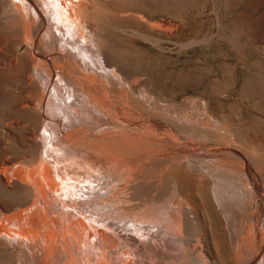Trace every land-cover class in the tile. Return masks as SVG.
Masks as SVG:
<instances>
[{
	"label": "rangeland",
	"instance_id": "obj_1",
	"mask_svg": "<svg viewBox=\"0 0 264 264\" xmlns=\"http://www.w3.org/2000/svg\"><path fill=\"white\" fill-rule=\"evenodd\" d=\"M5 1L7 3H4ZM5 1L0 0V60H2L0 61V165L2 163V160H4L7 155L11 156L12 154V156L14 157L13 159H10L11 163L9 164V168H11L12 170L9 169L11 172L9 170L7 172V177L9 178V180L11 179V184L7 183V186L5 183L3 184L2 182H0V209L2 208L4 210L3 212H1L2 209L0 210V224L3 223L6 226L5 229H7V231H12V229L15 230V228L13 225L10 226L9 224H11L13 220L15 221L16 219V221L22 220L25 223H32V219L35 220L34 215H36L38 212H44L43 214L51 219H59V226L57 230H77L80 238H83L91 246L96 242V232L94 233V230H144L142 229L144 227L142 221H140L138 218L133 219L135 218L133 217V215L136 213V209L134 208L135 205V207H138L139 209L145 207L144 209L151 211L156 216L160 213L158 215L159 218L163 216L164 219L169 214H171L173 217L175 215V218H177L176 215L180 216V213L177 210H179L180 207H185V205L183 206L185 200H190L189 202H187L188 204H191L189 205V214L190 217L193 216L194 218L189 217L190 223L188 224V228L192 227L190 232L192 233V236H190L188 239H191L193 235H197L199 233L201 235L199 234L197 236L203 238V242L201 243V246L203 248L201 247V249L197 250L198 252L196 251V256L198 255L196 258L198 259V261L206 264H244L247 258L251 257L255 253H258L259 258L253 264H258L259 262L264 261V191H261L264 189V0H83L84 2L81 0H70V2L69 0H39L38 2V0H36L37 5L34 4L32 0H28V2H31L30 4L26 2L27 0H20V2L19 0ZM15 1H17V4L20 3L19 7H17L18 5ZM10 2H12V4ZM66 2H69V5L71 3L72 5L74 4V7L72 5H70L71 7L68 6ZM52 4L54 5L52 6ZM92 4H94V8L91 6ZM34 5L37 9L34 8ZM59 6L61 10L59 9ZM62 6H64V8L66 7V10L70 7L71 10L69 9V13L67 11H63ZM75 6L77 7V9L85 8L87 15L79 17L78 13H76L77 11L75 10ZM15 7H21L22 9L17 10V8ZM40 8H42V11L39 10ZM57 9L62 12L60 14H62L63 17H61L62 15L59 16L60 14H57L59 13V11H56ZM21 10H25V12L23 11L24 13H22ZM12 12L15 13L12 14ZM19 13H21L22 15ZM95 13H97V15L94 16ZM9 14L12 15L9 16ZM68 14H71L69 15L71 17L73 15H76L75 18L78 17L79 19H76L77 22H74L76 20H72L68 16ZM31 16H33L34 20H32ZM22 18H27L28 20L26 19L25 22ZM42 18L45 20L46 24L48 23V26L45 25V28L40 34V37H42V40H40V42L44 39V42H42L41 45L43 46V48L47 47L44 48V55H42L43 53L36 49V46L34 45V42L32 40L33 35L30 34V32L32 33L31 25L36 24ZM78 20H81L82 22L80 21V23ZM91 21H93L94 23H91ZM31 22L34 23L31 24ZM26 24H28V26L30 27L29 32H27L28 26H26ZM88 24L92 26L94 25L95 27H92ZM73 25H75L76 28L72 27ZM25 28L27 30H25ZM26 34H29L30 36H26ZM76 36L78 38L79 36L80 38H82L78 39ZM26 38H28L29 42L28 47L26 46L27 43H25L27 42V40H25V42L23 40ZM16 39L18 40V43ZM10 40L11 42H13L12 44L9 42ZM78 40H80V43L78 42ZM20 42L23 43L20 44ZM16 43L17 45H15ZM58 43L60 46L58 45ZM84 43L86 46L84 45ZM31 44H33L32 46H34V50H31V48H29ZM83 45L85 47H83ZM52 46L54 50L56 49L57 51H54L53 48H51ZM11 47L13 50L11 49ZM53 51L56 52V54H52L51 52ZM68 51L69 54H67ZM25 52H28V56L29 54H32V56L34 54L36 57L37 55L39 56V54L41 56L39 57V59H35L36 57L34 56L33 58L32 56H29V59V57L26 56ZM17 55H19V58L17 57ZM58 56L61 57L58 58ZM67 57L69 58L67 59ZM82 57L84 60L82 59ZM12 59H15L14 61L16 62H11L13 61ZM20 59H22L23 62ZM63 60L64 62L68 60L67 63L70 65V67H74L73 69L80 76H82V78L80 76L77 77L76 74H73L69 70L67 71L66 64L63 62ZM5 61H7V64L5 63ZM37 61L40 62L39 65L37 64ZM43 61H45V64H47L48 66L45 67ZM60 61L61 64H59ZM72 61L74 63H72ZM8 62H11L10 65L8 64ZM16 63H18V65ZM115 64L119 65L118 68ZM37 65L40 71L43 69L42 72H44V74L40 75L38 73ZM43 65L45 68H49L45 69ZM55 65L57 66L55 67ZM58 65L62 68H58ZM77 65L78 68H76ZM111 65H113V68H111ZM5 66L7 67L5 68ZM34 66H36V69ZM81 66L84 68V71H78L79 68H82ZM33 67L34 69H32ZM50 67L54 68V74L51 79H47L48 74L46 73L49 72ZM113 69L115 71L111 72ZM35 71L37 72L39 77L34 76ZM90 71L92 72L91 74H89ZM122 72L124 73L125 78ZM113 73L115 74L114 76ZM116 74L120 75L121 77L119 76V78L118 76H116ZM97 75L100 78L96 80V78L98 77ZM63 76L69 79V81H66L67 79H63ZM55 77L58 79L59 84H57L58 82ZM39 78H41V81L43 80L42 83H44L46 86L44 84H40ZM71 78L74 79L72 80ZM89 79H94V81H87ZM140 79L142 82L138 84ZM32 80H36L37 82H35L38 86L34 84V81L31 82ZM75 80L77 83L75 82ZM99 80L100 83L98 82ZM117 80H119L118 82L120 84H118ZM129 80H131V83L134 80L133 82L138 85L135 86L134 83H129ZM50 81H52L53 83H50ZM68 82L70 83V86ZM80 82H84V85ZM60 83L62 85L65 83V86H61ZM142 83L143 85L145 84L148 87V90L145 89L143 85V87L140 86ZM47 84H50L48 85L49 87L47 86ZM37 87L40 92L37 90ZM88 87H92V89ZM94 87L96 88V90H98L97 92H95L96 90L94 89ZM138 87H141L140 89L143 90H140ZM63 88H66L67 91H65L66 89L62 90ZM72 88H74V90H72ZM46 89L48 93L46 92ZM82 89L89 91H82ZM93 89L95 91H93ZM136 89H139V93L136 92ZM130 90H132L133 93ZM42 91L43 93H41ZM50 91L51 93H49ZM63 91L65 93H63ZM104 91L106 92V94L108 93L106 96H104ZM114 92H117V94H115ZM97 93L101 95L99 96ZM111 93H113L115 96H113V94ZM119 93H122L120 95L121 97L118 96ZM41 94H44L45 96V100L42 106L38 104V98ZM26 95L28 97H26ZM91 95H98V98L104 97V100L100 98L102 102L96 101L97 103H94L93 101L95 100L92 99ZM29 96L30 98L31 96L33 98L30 99ZM34 96L37 101L34 100ZM49 96H52L50 97V101H48ZM58 96L59 98H57ZM125 96L129 98H123ZM62 97L64 99H66L67 97L68 99L63 100ZM107 97L108 100L106 99V102L109 101L110 105L108 103H105V98ZM85 99H87V101ZM88 99L91 100L89 101L90 103L88 102ZM121 99L122 101H120ZM123 99H125L127 102L125 100L123 102ZM29 100L30 102H28ZM32 100L36 104H34ZM82 100H84V103L82 102ZM23 102H25L26 105H24ZM70 102L73 104H71ZM130 102L132 103V105H130ZM47 103L50 105L48 106V108H46L48 105ZM64 103H68V105H65ZM81 103L83 105H81ZM100 103L105 109L101 107ZM28 104L30 105L28 107L37 105L38 111L40 112L33 111L31 109L29 110V108L27 109ZM20 105H22L23 108L20 107ZM43 106L45 107V109ZM82 106L86 108L85 111ZM39 107L42 110H39ZM88 107L93 109L88 110ZM137 107L138 109H136ZM98 108L100 111L105 110L106 112L108 110V113H104V111L102 113V111L100 112ZM47 109H50V111ZM80 109L83 110L84 113L88 116L80 111ZM110 109H113V111L110 112ZM44 110H46V112ZM54 110L55 113H57L55 115L53 114ZM128 110H131L130 113ZM74 111L76 112L74 113ZM49 112H51V115H49ZM80 112H82L83 114ZM89 112H91L92 115L91 113L89 114ZM40 114L44 119L41 120L42 117ZM48 116H50L51 118ZM65 116L67 119L65 118ZM83 116L88 118H84L86 120H83ZM111 116H113L114 119ZM70 117L71 119L76 118L73 123V120H71ZM120 117H122L123 119H120ZM78 118L82 119V122L78 120ZM117 119L119 121H117ZM111 120H114L115 123H113L114 121L112 122ZM120 120H122V124H120ZM127 120L130 122L128 123ZM11 123H14V125ZM47 123H49L48 126L44 125ZM8 124L11 125L9 126ZM62 124L63 126H61ZM12 125L14 127H12ZM102 125L106 126L103 127ZM67 126L70 128H68ZM82 127H84L85 130L82 129ZM110 128L117 129V132H115L113 129L112 131ZM5 129L7 132L5 131ZM75 129L79 132H76ZM108 129L111 130L109 134L108 132H105L108 131ZM100 130L102 132V135H113L112 137L115 136L116 138L114 137L115 139L112 142L118 144L120 148L118 147V145L112 147L106 145L98 137H95L96 135H101ZM118 130L120 131L118 132ZM121 130H123V134ZM135 130H137L140 135H136L134 137L133 134H138V132H136ZM141 130H145V132L143 133V131ZM45 131L50 134H45ZM8 133L10 136L8 135ZM90 134L93 135L91 136ZM155 134H159L162 136H160V138ZM34 135L38 137L41 143L43 142V145L40 143L35 144L33 140ZM45 135L47 137H45ZM70 135H72L74 139ZM43 136L46 139L52 136L51 139L48 140H50L51 144L53 142V145L57 147L54 148V146L51 145L48 140V143L45 144L44 140L46 139ZM139 136L141 137L137 138ZM163 136H165L166 139ZM68 137H70V139ZM143 137L144 139L148 138L149 141L147 142L148 139L143 141ZM71 138L74 141L71 140ZM125 138L127 139V141ZM129 138L134 143H130L131 140ZM92 139H94V141ZM134 140H137L136 144ZM65 142H67V144H65ZM58 143L61 144L59 145ZM62 143L66 146L69 143L72 148L69 146H65L64 149V145ZM181 143L184 144L182 145ZM138 145L141 147H139ZM46 146L48 147V149L46 148ZM50 148L51 150H53L51 151ZM78 149L80 152L82 151V154L77 152ZM73 150L75 151L73 152ZM157 150L159 152L161 151L160 153L162 154H160ZM54 151L56 153H54ZM88 151L90 152L88 153ZM233 151L236 153H234ZM3 152L5 153L3 154ZM44 152H46V154H49L50 152V155L53 152L52 154H54L55 158L53 156V159L50 158V155L47 156ZM75 152H77L79 155H77V153ZM40 153H43L42 156L44 155L43 157L41 156V158L38 157V154ZM84 153L86 155H84ZM27 154L34 155L36 163H26L25 161H21L18 159H22ZM55 154L59 155L60 158H57ZM82 155H84V159L81 157ZM8 156L7 159L12 157ZM128 156L130 158H128ZM160 156L162 157V161L163 159H169V162H173H170V164L169 162H166V160L162 162L160 159L158 160V158H161ZM37 157L42 161H40ZM125 157L128 161L125 160ZM43 158L45 162L43 161ZM66 158H68L69 161ZM85 158L89 162H86L87 165H85L86 163H83L84 160H86ZM88 158L90 159V161ZM179 159L182 161H179ZM50 160L52 162H50ZM53 160L57 162L61 161V163H58L59 165H57V162H54ZM79 160V164H81V162L83 163L81 164V166L78 164ZM65 161L68 163H65ZM91 161L93 164H90ZM156 161L158 163H162V165L157 164ZM19 162L21 164H19ZM39 162H42L43 165L45 163L48 167L53 169L55 176L54 179L56 178L54 180L55 182H52L54 184H52V187L50 189L53 195L47 197L48 199L45 198L43 202L44 206L42 205V207L38 206L37 204L39 201H43V196H41L37 189V191L35 192V188H37L38 184L37 179L38 177H41V167L43 166L42 164L41 167L38 166ZM100 162L102 163L101 165ZM12 163H16L15 165L17 167L15 165H12ZM61 164L64 167L68 166V168L65 169H67V171H71L66 173L65 171L63 172L64 167L61 166ZM138 164H141L142 166L140 165V167H138ZM149 164H152L151 168L149 167ZM36 165L38 167H36ZM165 165L168 168H165ZM33 166H35L36 168L34 169ZM78 166H80L83 171H81ZM13 167L17 168L16 172L15 170H13ZM62 167L63 169L60 170V168ZM72 167L74 168V170ZM136 167L137 169L133 171ZM148 167L150 171L146 172V170H148ZM161 167L164 168L162 169ZM90 168H93L91 169V171L93 170L92 173L90 171L88 173L84 171L87 169L90 170ZM128 168L129 170L131 168L132 172L129 171ZM75 169L78 171H76ZM142 169H144L145 172ZM159 169L161 170V172ZM18 170H20V178H17L15 176V173H17ZM59 170L61 173L63 172L64 175L61 174ZM153 170L154 173H152ZM100 172H102L101 175H99ZM69 173L73 175H70ZM139 173L142 174L139 175ZM10 174L12 175V178L9 176ZM107 174H109L110 176ZM128 174L131 175L128 176ZM26 175L27 177H25ZM138 175L141 176L140 178L142 179H136ZM35 176L37 178L34 181ZM73 176H78L79 178H73ZM21 177H23V180H20L22 179ZM91 177H94V180L97 179V181H90L89 179H93ZM148 177L150 178V181ZM16 178L19 181L17 185L15 183L17 181L15 180ZM153 178L155 182H153ZM67 180L69 181L70 185H74L73 188L69 187L70 185H67ZM131 180L134 182L132 183ZM24 181H26V183H24ZM135 181L136 185L134 184ZM141 181H144V183ZM20 182L23 184H21ZM56 182L57 184L55 185ZM138 182H140L142 185H137ZM168 182L173 184H169ZM29 183L32 184H30L32 187L29 185ZM168 184L169 186L166 187ZM22 185L27 188L28 186H30L31 190L29 187L25 191V187L23 188ZM53 185L56 186V188L53 187ZM19 186L21 188H19ZM109 186L113 187L114 189L110 188ZM130 186H135L137 192L136 190L133 192L131 190L132 187L130 188ZM128 187L130 189H128ZM259 187H261V189ZM13 188L17 189L14 190ZM81 188L83 192L81 191ZM9 189H11V191ZM20 189L24 190L23 193ZM257 189L258 191H256ZM114 190L116 192L118 191L119 193H116ZM121 191H123L124 194L120 193ZM138 191L140 194L138 193ZM88 192L93 195H90ZM94 192H99L98 195L100 196H96ZM105 192H112L115 194L112 195L110 193L112 196L111 197L109 193L106 194ZM135 193H137V195H135ZM86 194H88V196ZM121 194L122 196L124 195V199L119 198L121 197ZM125 194H129L128 199H130V194H134L133 196H131V198H135L136 196L137 199V196L139 197V195L141 197H144L142 200H139V197V201L136 199L134 200L137 204L140 203V205L144 204L146 206H137V204H134L135 201H132L133 199H130L129 201L127 197H125ZM38 195H40L39 198H37ZM116 195L118 196L116 197ZM153 195L155 196L153 197ZM32 197L34 198L33 200ZM155 198H157V200L160 199V201H155ZM176 198H178V200ZM109 199L111 200L109 201ZM153 199L155 203L152 202ZM131 201L134 203L132 204ZM101 202H103L104 204ZM176 202L177 204L179 202V204H175ZM109 203L116 204V207L113 206V204ZM128 203L130 205V207L128 208L131 209L133 207V210H129L128 208L126 210L125 206H129ZM145 203H149V205ZM187 203L186 205H188ZM118 205H121L122 207ZM20 206H23V208L26 209H22V207ZM117 206L119 207V209ZM191 206H193V208ZM7 207L13 210V212L11 210L9 211ZM43 207H47V209H42ZM60 208L62 210H59ZM120 208L123 209L120 210ZM174 208H177V210H175ZM15 210L16 212H19L14 214ZM157 210L162 211L158 212ZM169 210L171 212L173 211L174 213H169ZM164 211L169 212H167L168 214L166 213V215H163L162 212ZM11 212L13 214L10 216L9 214H11ZM52 212L56 213V215H52ZM133 212L134 214L131 216ZM122 213H126L127 215L124 214V217ZM7 214L9 216H7ZM14 215L15 217H13ZM70 216H72V218H74L75 220L80 218L84 221L79 219V221L74 223L72 222V224V218H70ZM31 217L32 219L29 220V218ZM5 218L6 221L3 222ZM166 218L168 219L169 217L167 216ZM160 219L161 221L165 222V219ZM169 219V221L174 220L171 218ZM177 219H179V217ZM138 220L140 222H138ZM168 220L167 222H169ZM81 222L84 223L81 224ZM101 222H104L106 224L112 223L118 225L119 228H107L104 226H100L99 223ZM91 223L94 224H92L91 226ZM198 225L201 228L199 227L198 229ZM195 226H197L196 229L199 230L198 232L194 228ZM93 227H97V229H94ZM152 230H155V228H152ZM249 230L252 231L249 232ZM202 232L205 236L202 235ZM246 232L251 233V235L248 233L249 236H247L248 234ZM206 234L208 236H206ZM261 234H263V236H261ZM4 235H1V237H5L4 241L6 242H0V251L3 252L0 253V264H23V262H25V264H31L32 261H29V259H31L29 252L26 249L17 246L16 239L13 238V240L11 238L12 240L9 241L10 237L8 236V234ZM7 237H9V240H7ZM207 239L209 242L207 241ZM242 242L247 247V252H245L244 249H241L243 248L241 246ZM12 244H14L15 246H12ZM255 248L257 251H255ZM22 249L24 250L23 253H21ZM209 250L211 251V253ZM241 250L243 251L241 252ZM26 251L29 255L25 254ZM12 252L14 253V255ZM200 252L203 254V256L202 254H200ZM204 255L206 256L204 257ZM28 256L30 257L29 259ZM21 258L22 260L27 259V262L26 260H19ZM213 259L217 263H215Z\"/></svg>",
	"mask_w": 264,
	"mask_h": 264
},
{
	"label": "bare ground",
	"instance_id": "obj_2",
	"mask_svg": "<svg viewBox=\"0 0 264 264\" xmlns=\"http://www.w3.org/2000/svg\"><path fill=\"white\" fill-rule=\"evenodd\" d=\"M5 1V0H4ZM18 1V0H17ZM17 1H15L16 2V4H17ZM50 1V0H49ZM55 1V0H54ZM54 1H53V3H54ZM60 1V0H59ZM81 1H83V0H81ZM81 1H80V3H81ZM88 1V0H87ZM19 2H20V0H19ZM26 2H28V0L26 1ZM32 2L34 3V4H36L37 5V3H36V0H32ZM38 2H39V0H38ZM69 2H70V0H69ZM68 2V3H69ZM84 2V1H83ZM4 3H7L6 1L4 2ZM11 4H12V2H10ZM9 3V4H10ZM29 4L31 3V2H28ZM67 3V2H66ZM67 3V4H68ZM77 3V2H76ZM86 3H88V2H86ZM19 4L20 3H18L17 5V7H19ZM45 4V3H44ZM50 4H51V2H50ZM23 5V4H22ZM39 5V4H38ZM48 5H49V3H48ZM54 4H52V6H53ZM60 5V4H59ZM70 5H72V3L70 4ZM69 4H68V6H70ZM74 5V4H73ZM72 5V6H73ZM86 5V4H85ZM85 5H84V7H85ZM93 5L94 4H92L91 6L93 7ZM27 6V5H26ZM33 6V5H32ZM35 6V5H34ZM40 6H41V3H40ZM58 6V5H57ZM17 7H15V8H17ZM43 7V6H42ZM63 8V11H67L68 13H69V9H70V7H69V9L67 8V10H66V7L64 8V6H62ZM74 7V6H73ZM89 7H90V4H89ZM2 8V7H1ZM14 8V9H15ZM34 8H36V6L34 7ZM38 8H39V6H38ZM55 8V7H54ZM75 10L77 11H75L76 13H78V15H79V17H82V16H84V15H87L86 14V9L85 8H79V9H77V7L75 6ZM94 8V7H93ZM96 8V7H95ZM18 9H22L21 7L20 8H17V10ZM32 9V8H31ZM37 9V8H36ZM42 8H40L39 10L40 11H42L41 10ZM59 9H60V6H59ZM65 9V10H64ZM91 9V8H90ZM8 10V9H7ZM16 10V9H15ZM14 10V11H15ZM46 10V9H45ZM61 10V9H60ZM60 10H56L57 12L59 11V13H57V14H60V13H62ZM71 10V9H70ZM98 10H99V8H98ZM24 12H25V10H23ZM22 10H21V12L22 13H24ZM33 11V10H32ZM39 11V12H40ZM51 11H53V10H51ZM56 11H55V14H56ZM73 11V10H72ZM92 11H93V9H92ZM95 11V10H94ZM20 12V11H19ZM38 12V11H37ZM43 12H44V10H43ZM46 12V11H45ZM96 12V11H95ZM100 12V11H99ZM11 13V12H10ZM13 13H15V12H12V14ZM35 13V12H34ZM73 13V12H72ZM94 13V12H93ZM12 14H9V16L10 15H12ZM17 14V13H16ZM15 14V15H16ZM19 14H21V13H19ZM44 14V13H43ZM75 14V13H74ZM22 15V14H21ZM41 15V14H40ZM62 14H60L59 16H61ZM69 15H71V14H68V16ZM95 15H97V13H95L94 14V16ZM14 16V15H13ZM23 16H26V15H23ZM34 16V15H33ZM33 16H31L32 17V20H34L33 19ZM46 16H47V14H46ZM76 16V15H75ZM75 16L73 15L72 17L71 16H69L72 20H76V19H79L78 17H76L75 18ZM15 17V16H14ZM61 17H63V15L61 16ZM67 17V16H66ZM65 17V18H66ZM87 17V16H86ZM89 17H91V16H89ZM2 18V17H1ZM7 18V17H6ZM10 18H12V17H10ZM29 18V17H28ZM44 18H46V17H44ZM74 18V19H73ZM88 18V17H87ZM100 18V17H99ZM18 19V18H17ZM20 19V18H19ZM23 19V18H22ZM27 19V18H26ZM26 19H23L24 21L26 20ZM49 19V18H48ZM60 19V18H59ZM67 19H69V18H67ZM67 19H65V20H67ZM81 19V18H80ZM15 20H16V18H15ZM22 20V21H23ZM28 20V19H27ZM2 21V20H1ZM21 21V22H22ZM47 21V20H46ZM79 21V20H78ZM81 21V20H80ZM79 21V22H80ZM17 22V21H16ZM26 22V21H25ZM35 22H37V21H35ZM53 22V21H52ZM74 22H77V20L76 21H74ZM79 22H78V24H79ZM82 22V21H81ZM80 22V23H81ZM93 21H91V23H92ZM32 23H34V22H31V24ZM87 23V22H86ZM94 23V22H93ZM20 24V23H19ZM29 24V23H28ZM28 24H26V26H28ZM48 24V23H47ZM46 24V22H45V20L42 18L39 22H37L36 24H32L31 25V31H32V33L30 32V34L31 35H33V42H34V45L36 46V49L37 50H39L41 53H43L42 55H44V53H45V49L44 48H47V47H44L43 48V46L41 45L42 44V42H44V39H43V41H41L40 42V40H42V37H40V34H41V32H42V30L45 28V25H47ZM66 24V23H65ZM77 24V23H76ZM72 25V24H71ZM81 25V24H80ZM88 25H90V24H88ZM24 26V25H23ZM48 26V25H47ZM90 26H92V25H90ZM94 26V25H93ZM92 26V27H93ZM72 27H75V25H73ZM85 27V26H84ZM95 27V26H94ZM30 27L28 26V30L25 28V30H27V32H29V29ZM76 28V27H75ZM19 29V28H18ZM72 29V28H71ZM95 29V28H94ZM51 30V29H50ZM91 30V29H90ZM89 30V31H90ZM13 31V30H12ZM22 31V30H21ZM48 31V30H47ZM82 31V30H81ZM171 31V30H170ZM50 32V31H49ZM73 32H75V31H73ZM54 33V32H53ZM72 33V32H71ZM86 33H87V31H86ZM25 34V33H24ZM44 34H45V32H44ZM74 34V33H73ZM80 35H82V34H80ZM26 36H30L29 34H26ZM43 36V35H42ZM86 36H87V34H86ZM24 37V36H23ZM45 37H47V36H45ZM77 37V36H76ZM32 38V37H31ZM60 38V37H59ZM78 38V37H77ZM82 38V37H81ZM80 38V36H79V38L78 39H81ZM21 39V38H20ZM17 40V39H16ZM24 40V42H25V40H27V42H25V43H27V47L29 46V42H28V38H26V39H23ZM53 40V39H52ZM85 40V39H84ZM13 41V40H12ZM57 41V40H56ZM80 40H78V42H79ZM87 41V40H86ZM4 42V41H3ZM11 44L13 43V42H11V40L9 41ZM15 42V41H14ZM32 42V41H31ZM30 42V43H31ZM32 42V43H33ZM85 42V41H84ZM89 42V41H88ZM17 43H18V40H17ZM17 43L15 44V45H17ZM23 42H20V44H22ZM47 43V42H46ZM80 43V42H79ZM56 44V43H55ZM54 44V45H55ZM81 44H83V43H81ZM1 45V44H0ZM5 45V44H4ZM33 44H31V46H32ZM50 45H53V44H50ZM58 45H59V43H58ZM76 45H79V44H76ZM84 45H85V43H84ZM83 45V47H85ZM92 45V44H91ZM29 47V48H31V50H34L33 49V47L34 46H32V47ZM47 46H48V44H47ZM57 46V45H56ZM60 46V45H59ZM1 47V46H0ZM8 47V46H7ZM15 47V46H14ZM19 47V46H18ZM76 47V46H75ZM51 48H53V46L51 47ZM59 48V47H58ZM11 49H12V47H11ZM60 49V48H59ZM77 49V48H76ZM81 49V48H80ZM7 50H8V48H7ZM13 50V49H12ZM52 50V49H51ZM50 50V51H51ZM53 50H54V48H53ZM56 50V49H55ZM54 50V51H55ZM62 50V49H61ZM61 50H60V52H61ZM66 50V49H65ZM64 50V51H65ZM101 50H103V49H101ZM29 51V50H28ZM48 51V50H47ZM51 52L52 54L53 53H55L56 54V52ZM57 51V50H56ZM49 52V51H48ZM104 52V51H103ZM26 53V52H25ZM28 53V52H27ZM27 53H26V56H28L27 55ZM31 53V52H30ZM32 53H33V51H32ZM64 53V52H63ZM83 53V52H82ZM81 53V54H82ZM37 54H38V52H37ZM54 54V55H55ZM58 54V53H57ZM60 54V53H59ZM67 54H69V51H68V53ZM79 54V53H78ZM12 55V54H11ZM25 55V54H24ZM104 55V54H103ZM19 55H17V57H18ZM29 56H32V54H29ZM28 56V57H29ZM33 56L34 57H36L34 54H33ZM33 56H32V58H33ZM41 55L39 54V56L37 55V57L35 58V59H39V57H40ZM62 56H63V54H62ZM66 56V55H65ZM64 56V57H65ZM68 56V55H67ZM85 56V55H84ZM5 57V56H4ZM9 57V56H8ZM22 57V56H21ZM20 57V58H21ZM61 56H58V58H60ZM86 57V56H85ZM15 58V57H14ZM19 58V57H18ZM43 58V57H42ZM48 58H49V56H48ZM48 58H46V59H48ZM66 58V57H65ZM69 57H67V59H68ZM71 58V57H70ZM75 58V57H74ZM80 58V57H79ZM16 59V58H15ZM14 59V60H15ZM29 59H30V57H29ZM35 59H32V60H35ZM45 59V58H44ZM72 59V58H71ZM77 59V58H76ZM82 59H83V57H82ZM13 60V59H12ZM11 61V62H16V61ZM20 60H22V59H20ZM26 60H28V59H26ZM42 60V59H41ZM75 60V59H74ZM84 60V59H83ZM89 60V59H88ZM0 61H2V60H0ZM55 61H56V59H55ZM59 61V60H58ZM10 62V63H11ZM18 62H19V59H18ZM22 62H23V60H22ZM28 62V61H27ZM35 62V61H34ZM38 63V65L40 64V62L39 61H37ZM44 62V64H45V61H43ZM63 62H64V60H63ZM68 62V60L67 61H65L64 63L66 64V67H67V71L69 70L70 72H72L73 74H76L77 75V77L78 76H80L73 68H71L70 67V65L67 63ZM79 62V61H78ZM5 63L7 64V61H5ZM10 63L8 62V64L10 65ZM29 63V62H28ZM27 63V64H28ZM50 63V62H49ZM70 63V62H69ZM72 63H74L73 61H72ZM111 63V62H110ZM17 65H18V63H16ZM56 64V63H55ZM59 64H61V61L59 62ZM75 64H76V62H75ZM4 65V64H3ZM22 65V64H21ZM36 65V64H35ZM38 65H37V69H38V73L40 74V75H42V74H44V72H42V70L40 71V69L38 68ZM63 65V64H62ZM83 65V64H82ZM107 65H108V63H107ZM110 65V64H109ZM114 65V64H113ZM113 65H111V68H113L112 66ZM115 65H117V64H115ZM46 66H48L47 64H45V67ZM57 65H55V67H56ZM86 66V65H85ZM104 66V65H103ZM118 66L119 65H117L116 67L118 68ZM1 67V66H0ZM7 66H5V68H6ZM11 67H12V64H11ZM35 67V69H36V66H34ZM34 67L32 68V69H34ZM43 67H44V65H43ZM44 67V68H45ZM61 66H59L58 65V68H60ZM82 67V66H81ZM108 67V66H107ZM115 67V68H116ZM41 68V67H40ZM49 68V67H48ZM48 68H45V69H48ZM62 68V67H61ZM76 68H78V65L76 66ZM83 68V67H82ZM78 69V71H80V70H83L84 71V68L83 69ZM108 68H110V67H108ZM110 68V69H111ZM30 70H31V68H30ZM29 70V71H30ZM60 70V69H59ZM59 70H57V71H59ZM117 70V69H116ZM22 71V70H21ZM33 71V70H32ZM48 71V70H47ZM66 71V70H65ZM95 71V70H94ZM113 71H115L114 69L111 71V72H113ZM118 71V70H117ZM119 71H121V70H119ZM110 72V71H109ZM35 74H34V76L36 77H39L38 76V74H37V72L35 71L34 72ZM46 73V72H45ZM58 73V72H57ZM60 73H63V72H60ZM59 73V74H60ZM88 73V72H87ZM92 72L90 71V73L89 74H91ZM115 73V72H114ZM113 73V76L115 75ZM116 73H118V72H116ZM120 73V72H119ZM123 73V72H122ZM131 73V72H130ZM46 74H48L47 75V79H51L52 77H53V74H54V68H51L50 67V70H49V72L48 73H46ZM66 74V73H65ZM69 74V73H68ZM83 74V73H82ZM94 74V73H93ZM96 74V73H95ZM121 74V73H120ZM30 75V74H29ZM126 75H127V73H126ZM45 76V75H44ZM73 76V75H72ZM90 76V75H89ZM98 76V75H97ZM96 76V77H97ZM116 76H120V75H117L116 74ZM123 76H124V73H123ZM123 76H122V78H123ZM22 77V76H21ZM40 77H42V76H40ZM61 77V76H60ZM71 77V76H70ZM73 77H75V76H73ZM81 78H82V76H80ZM79 77V78H80ZM91 77V76H90ZM112 77V76H111ZM121 77V76H120ZM119 77V78H120ZM127 77V76H126ZM28 78H30V77H28ZM56 78V77H55ZM59 78V77H58ZM69 78V77H68ZM76 78V77H75ZM92 78V77H91ZM93 78H95V77H93ZM98 78H100L99 76L96 78V80L98 79ZM103 78V77H102ZM114 78H116V77H114ZM124 78H125V76H124ZM136 78V77H135ZM38 79V78H37ZM40 79V84H44V83H42V81H41V78H39ZM57 79V78H56ZM63 79H67V78H65V76H63ZM72 79V78H71ZM74 79V78H73ZM72 79V80H73ZM104 79V78H103ZM102 79V80H103ZM118 79V78H117ZM31 80V79H30ZM84 80V79H83ZM90 80H93L94 81V79H89V80H87V81H90ZM115 80V79H114ZM124 80V79H123ZM122 80V81H123ZM126 80H127V78H126ZM132 80V79H131ZM131 80H129V83H131ZM34 80H32L31 82H33ZM36 81V80H35ZM34 81V84L35 85H37V81L35 82ZM53 81V80H52ZM52 81H50V83H53ZM66 81H69V79H67ZM92 81V82H93ZM116 81V80H115ZM119 80H117V82H118ZM134 81V80H133ZM132 81V83H134ZM137 81H138V79H137ZM136 81V82H137ZM28 82H29V80H28ZM57 84H59V81H58V79H57ZM75 82H76V80H75ZM99 83H100V80L98 81ZM107 82V81H106ZM124 82V81H123ZM140 82H142L141 81V79L139 80V82H138V84L140 83ZM39 83V82H38ZM69 83V82H68ZM77 83V82H76ZM75 83V84H76ZM81 84H83L84 82H80ZM86 83V82H85ZM94 83V82H93ZM97 83V82H96ZM98 83V84H99ZM101 83H102V81H101ZM104 83H105V81H104ZM103 83V84H104ZM111 83H112V81H111ZM127 83V82H126ZM131 83V84H132ZM144 83H145V81H144ZM30 84V83H29ZM33 84V85H34ZM54 84H55V82H54ZM61 84V83H60ZM65 84V83H64ZM63 84V85H64ZM72 84V83H71ZM79 84V83H78ZM81 84H80V86H81ZM108 84V83H107ZM118 84H120L119 82H118ZM118 84H117V86H118ZM137 84V85H138ZM149 84V83H148ZM45 85V84H44ZM48 85H50V84H47V86ZM62 84H61V86H63ZM84 85V84H83ZM82 85V86H83ZM102 85V84H101ZM110 85V84H109ZM109 85H107V86H109ZM115 85V84H114ZM134 85L135 86H137L135 83H134ZM143 85V83L140 85V86H142ZM31 86V85H30ZM38 86V85H37ZM46 86V85H45ZM44 86V87H45ZM55 86V85H54ZM53 86V87H54ZM65 86V85H64ZM69 86H70V83H69ZM86 86V85H85ZM92 86V85H91ZM98 86V85H97ZM96 86V87H97ZM133 86V85H132ZM144 86V88L145 89H147L148 87L144 84L143 85ZM142 86V87H143ZM146 86V87H145ZM43 87V86H42ZM49 87V86H48ZM57 87V86H56ZM55 87V88H56ZM46 88V87H45ZM45 88H44V90H45ZM59 88V87H58ZM61 88V87H60ZM84 88V87H83ZM88 88H90V87H88ZM99 88V87H98ZM101 88V87H100ZM118 88V87H117ZM136 88V87H135ZM134 88V89H135ZM139 88V87H138ZM141 88V87H140ZM139 88V89H140ZM43 89V88H42ZM64 89H66V88H63L62 90H64ZM90 89H92V87L90 88ZM94 89L96 90V88L94 87ZM93 89V91H95ZM103 89V88H102ZM126 89V88H125ZM130 89V88H129ZM128 89V90H129ZM132 89V88H131ZM138 89V90H139ZM149 89H151V88H149ZM37 90H38V87H37ZM41 90V89H40ZM53 90V89H52ZM72 90H74V88H72ZM84 89H82V91H83ZM124 90V89H123ZM137 90V89H136ZM135 90V91H136ZM138 90L136 91L137 93H139L138 92ZM140 90H143V89H140ZM148 90V89H147ZM146 90V91H147ZM39 91V90H38ZM61 91V90H60ZM65 91H67V89L65 90ZM84 91H86V90H84ZM89 91V90H88ZM88 91H86V92H88ZM98 90H96L95 92H97ZM100 91V90H99ZM111 91V90H110ZM109 91V92H110ZM115 91H116V89H115ZM130 91H132V90H130ZM40 92V91H39ZM46 92H47V89H46ZM55 92H56V89H55ZM59 92V91H58ZM75 92V91H74ZM85 92V93H86ZM90 92H91V90H90ZM101 92V91H100ZM105 92V91H104ZM108 92V91H107ZM113 92V91H112ZM119 92V91H118ZM129 92V91H128ZM29 93V92H28ZM41 93H43V91L41 92ZM48 93V92H47ZM49 93H51V91L49 92ZM63 93H65L64 91H63ZM73 93V92H72ZM115 93V92H114ZM124 93V92H123ZM132 93H133V91H132ZM74 94V93H73ZM89 94V93H88ZM96 94V93H95ZM98 94V93H97ZM108 94V93H107ZM106 94V92H105V94H104V96H106L107 95ZM111 94H113V93H111ZM115 94H117V92L115 93ZM122 94V93H121ZM120 93L118 94V96H120L121 95ZM135 94V93H134ZM143 94V93H142ZM30 95V94H29ZM99 96L101 95V94H98ZM98 95H91V97H92V99H94L95 101H93L94 103L96 102V101H98V102H102L101 100H100V98L102 99V100H104L102 97H100V98H98L99 96ZM110 95V94H109ZM125 95V94H124ZM129 95V94H128ZM57 96V95H56ZM67 96V95H66ZM74 96V95H73ZM90 96V95H89ZM88 96V97H89ZM113 96H115L114 94H113ZM130 96V95H129ZM26 97H28L27 95H26ZM50 97H52V96H49L48 97V101H50ZM61 97V96H60ZM87 97V96H86ZM121 97V96H120ZM120 97H118V98H120ZM152 97V96H151ZM29 98H30V96H29ZM31 98H33L32 96H31ZM30 98V99H31ZM34 98H35V96H34ZM57 98H59V96L57 97ZM63 98V97H62ZM62 98H60V99H62ZM81 98V97H80ZM84 98V97H83ZM117 98V97H116ZM123 98H127L126 96L125 97H123ZM129 98V97H128ZM127 98V99H128ZM131 98V97H130ZM24 99V98H23ZM53 99V98H52ZM66 99H68L67 97H66ZM66 99H64L63 98V100H66ZM108 100V97L107 98H105V103H108L109 104V101L108 102H106L107 100ZM125 99H123V102H124V100ZM34 100H36V98L34 99ZM44 100H45V96H44V94H41L40 96H39V98H38V104L39 105H41L42 106V104L44 103ZM59 100V99H58ZM71 100V99H70ZM86 101H87V99H85ZM117 100V99H116ZM33 101V100H32ZM37 101V100H36ZM47 101V100H46ZM53 101V100H52ZM84 100H82V102H83ZM85 101V102H86ZM89 101H91V100H89L88 99V102ZM120 101H122V99L120 100ZM126 101V100H125ZM129 101H130V99H129ZM128 101V102H129ZM151 101V100H150ZM28 102H30V100L28 101ZM34 102V101H33ZM56 102H58V101H56ZM63 102V101H62ZM77 102V101H76ZM104 102V101H103ZM127 102V101H126ZM126 102H125V104H126ZM52 103V102H51ZM71 103V102H70ZM84 103V102H83ZM90 103V102H89ZM88 103V104H89ZM94 103H93V105H94ZM97 103V102H96ZM131 103V102H130ZM23 104L24 105H26L25 104V102H23ZM31 104H33V103H31ZM34 104H36L35 102H34ZM46 104V103H45ZM48 104V103H47ZM53 104H55V103H53ZM65 104V103H64ZM67 105H68V103H66ZM65 104V105H66ZM71 104H73V103H71ZM86 104V103H85ZM107 104V105H108ZM23 105V106H24ZM64 105V106H65ZM70 105V104H69ZM81 105H83L82 103H81ZM99 105V104H98ZM97 105V106H98ZM100 105H101V107H103L102 106V104L100 103ZM99 105V106H100ZM110 105V104H109ZM112 105V104H111ZM127 105H128V103H127ZM130 105H132V103L130 104ZM28 106H30L29 104L27 105V109L29 108V110L31 109V110H33V111H38V106L37 105H35V106H33V107H28ZM48 106H50L49 104L47 105V107L46 108H48ZM134 106V105H133ZM20 107H22V105H20ZM44 107V106H43ZM74 107V106H73ZM83 107V106H82ZM81 107V108H82ZM85 107H86V105H85ZM91 107V106H90ZM106 107V106H105ZM110 107V106H109ZM108 107V108H109ZM125 107V106H124ZM136 107V106H135ZM134 107V108H135ZM23 108V107H22ZM69 108V107H68ZM84 108V107H83ZM104 108V107H103ZM126 108H127V106H126ZM41 108L39 107V110H40ZM44 109H45V107H44ZM72 109V108H71ZM77 109H78V107H77ZM85 109L86 108H84V111H85ZM88 110L89 109H91V108H87ZM93 109V108H92ZM91 109V110H92ZM100 109H102V108H100ZM105 109V108H104ZM136 109H138V107L136 108ZM42 110V109H41ZM47 110H49L50 111V109H47ZM52 110V109H51ZM98 110H99V108H98ZM120 110V109H119ZM123 110V109H122ZM124 110H125V108H124ZM45 112H46V110H44ZM61 111V110H60ZM77 111V110H76ZM76 111H74V113L76 112ZM80 111H82L83 113H84V111L83 110H81L80 109ZM87 111V110H86ZM100 111V110H99ZM102 111V110H101ZM100 111V112H101ZM104 111V113H108V110L105 112V110H103ZM103 111H102V113H103ZM110 112L111 111H113V109L111 110H109ZM129 111V113H130V111L131 110H128ZM38 112H40V111H38ZM57 112V111H56ZM72 112V111H71ZM70 112V113H71ZM82 112H80V113H82ZM109 112V113H110ZM139 112V111H138ZM82 113V114H83ZM88 113V112H87ZM91 112H89V114H90ZM115 113V112H114ZM118 113V112H117ZM6 114V113H5ZM39 114V113H38ZM42 114V113H41ZM40 114V115H41ZM45 114V113H44ZM47 114V113H46ZM53 114L55 115V114H57V113H55V110L53 111ZM62 114H63V112H62ZM85 114V113H84ZM141 114H142V112H141ZM43 115V114H42ZM42 115H41V117H42ZM49 115H51V112H49ZM53 115V116H54ZM77 115V114H76ZM86 115V114H85ZM91 115H92V113H91ZM106 115V114H105ZM135 115H137V114H135ZM145 115H147V114H145ZM31 116H33V115H31ZM35 116V115H34ZM37 116V115H36ZM86 116H88V115H86ZM140 116V115H139ZM44 117H45V115H44ZM48 117H50V116H48ZM73 117H75V116H73ZM76 117H78V116H76ZM81 117V116H80ZM109 117V116H108ZM112 118H113V116H111ZM128 117V116H127ZM126 117V118H127ZM9 118V117H8ZM51 118V117H50ZM54 118V117H53ZM65 118H66V116H65ZM84 118H86L85 116H83V120H86V119H84ZM89 118H90V116H89ZM97 118V117H96ZM42 119H44L43 117L41 118V120ZM62 119V118H61ZM67 119V118H66ZM70 119H71V117H70ZM76 119V118H75ZM75 119H71V120H73L72 121V123L74 122V120ZM82 119H79L78 118V120H82ZM92 119V118H91ZM101 119V118H100ZM110 119V118H109ZM114 119V118H113ZM120 119H123L122 117H120ZM128 119V118H127ZM54 120V119H53ZM59 120V119H58ZM99 120V119H98ZM146 120V119H145ZM29 121V120H28ZM27 121V122H28ZM51 121V120H50ZM79 121V122H80ZM106 121V120H105ZM112 121V120H111ZM114 121V120H113ZM112 121V122H113ZM117 121H119L118 119H117ZM125 121V120H124ZM128 121V120H127ZM69 122V121H68ZM79 122H78V124H79ZM82 122V121H81ZM93 122V121H92ZM120 124H122L123 122H122V120H120ZM130 121H128V123H129ZM18 123V122H17ZM20 123V122H19ZM29 123V122H28ZM77 123V122H76ZM96 123V122H95ZM108 123V122H107ZM107 123H106V125H107ZM113 123H115V121L113 122ZM131 123H133V122H131ZM11 124H13L14 125V123H11ZM10 124V125H11ZM22 124V123H21ZM48 124L49 123H47V124H44V125H46V126H48ZM68 124H70V123H68ZM112 124V123H111ZM145 124H148V123H145ZM9 125V124H8ZM9 125V126H10ZM12 125V127H14ZM19 125V124H18ZM74 125V124H73ZM86 125H88V124H86ZM105 125V126H106ZM110 125V124H109ZM108 125V126H109ZM118 125H119V123H118ZM131 125V124H130ZM20 126V125H19ZM29 126V125H28ZM61 126H63V124L61 125ZM82 126V125H81ZM103 126V125H102ZM105 126H103V127H105ZM112 126V125H111ZM116 126V125H115ZM20 127H22V126H20ZM26 127V126H25ZM68 127V126H67ZM128 127V126H127ZM19 128V127H18ZM23 128V127H22ZM28 128V127H27ZM49 128V127H48ZM47 128V129H48ZM68 128H70V127H68ZM100 128H101V126H100ZM137 128V127H136ZM81 129V128H80ZM82 129H84V127H82ZM86 129H89V128H86ZM94 129V128H93ZM111 129V128H110ZM115 132H117V129H115V128H112ZM111 129V130H112ZM134 129V128H133ZM145 129V128H144ZM32 130H34V129H32ZM45 130H46V128H45ZM64 130V129H63ZM85 130V129H84ZM102 130V129H101ZM101 130H100V134L102 133L101 132ZM105 130V129H104ZM107 130V129H106ZM111 130H109L108 129V131H105V132H108V134H109V132H111ZM112 130V131H113ZM5 131H6V129H5ZM49 131V130H48ZM75 131H76V129H75ZM78 131V130H77ZM76 131V132H77ZM103 131V130H102ZM120 130H118V132H119ZM123 130H121V132H122ZM136 132H138L137 130H135ZM134 131V132H135ZM141 131H143V133L145 132V130H141ZM149 131H151V130H149ZM7 132V131H6ZM6 132H5V134H6ZM42 132V131H41ZM70 132V131H69ZM79 132V131H78ZM88 132V131H87ZM90 132H91V130H90ZM148 132V131H147ZM36 133V132H35ZM37 133H39V132H37ZM45 134L47 133V131H45L44 132ZM72 133H73V131H72ZM84 133V132H83ZM128 133V132H127ZM158 133V132H157ZM161 133V132H160ZM170 133H172V132H170ZM3 134V133H2ZM50 134V133H49ZM48 133H47V135H49ZM54 134V133H53ZM71 134V133H70ZM98 134H99V132H98ZM104 134V133H103ZM115 134V133H114ZM119 134V133H118ZM122 134H123V132H122ZM125 134V133H124ZM130 134H131V132H130ZM129 134V135H130ZM133 134V133H132ZM162 134V133H161ZM164 134H166V133H164ZM8 135H9V133H8ZM58 135V134H57ZM59 135H60V133H59ZM67 135H69V134H67ZM67 135H66V138H67ZM91 135V134H90ZM93 135V134H92ZM91 135V136H92ZM138 136V135H140L139 134V132H138V134H136L135 133V135L133 134V136L135 137V136ZM143 135V134H142ZM141 135V136H142ZM151 135V134H150ZM149 135V136H150ZM155 135H157V137L159 136H162V135H159V134H155ZM154 135V136H155ZM3 136V135H2ZM5 136V135H4ZM10 136V135H9ZM71 137H72V135H70ZM84 136V135H83ZM86 136V135H85ZM88 136V135H87ZM113 136V135H112ZM111 135L110 136H106V135H100V136H95V137H98L104 144H106V145H109V146H117L118 144H116L115 142H112V141H114V139L116 138L115 136V138L114 137H112ZM117 136V135H116ZM122 136V135H121ZM125 136V135H124ZM127 136V135H126ZM131 136V135H130ZM141 136H139V137H137V138H140ZM166 136V135H165ZM165 136H163L164 138H165ZM44 137V136H43ZM45 137H47L46 135H45ZM44 137V138H45ZM52 137V136H51ZM51 137L49 138H45L46 140H44V143L46 144V143H48V142H50V140H48V139H51ZM146 137V136H145ZM148 137V136H147ZM8 138H10V137H8ZM31 138V137H30ZM33 140H34V142H35V144H38V143H40V144H42L43 145V142L41 143L40 142V140L38 139V137L36 136V135H34L33 136ZM63 138V137H62ZM69 139H70V137H68ZM73 138V137H72ZM71 138V140H73ZM77 138V137H76ZM82 138V137H81ZM119 138V137H118ZM121 138V137H120ZM127 138V137H126ZM125 138V139H126ZM161 138V137H160ZM5 139V138H4ZM59 139V138H58ZM123 139V138H122ZM128 139V138H127ZM127 139H126V141H127ZM130 139V138H129ZM134 139H136V138H134ZM148 139V138H147ZM147 139H144V137H143V141H145V140H147ZM152 139V138H151ZM166 139V138H165ZM172 139V138H171ZM178 139V138H177ZM47 140H48V142H47ZM66 140V139H65ZM64 140V141H65ZM93 141H94V139H92ZM118 140V139H117ZM131 140V139H130ZM129 140V141H130ZM138 140V139H137ZM136 140V141H137ZM141 140V141H142ZM164 140V139H163ZM46 141V142H45ZM70 141V140H69ZM74 141V140H73ZM80 141V140H79ZM120 141H122V140H120ZM123 141H125V140H123ZM135 141V140H134ZM136 141H135V144H136ZM149 141V139L147 140V142ZM156 141V140H155ZM170 141V140H169ZM176 141H178V140H176ZM175 141V142H176ZM57 142V141H56ZM68 142V141H67ZM67 142H65V144H67ZM82 142V141H81ZM152 142V141H151ZM178 142H180V141H178ZM183 142V141H182ZM4 143H6V142H4ZM7 143H9V142H7ZM55 143V142H54ZM90 143H92V142H90ZM89 143V144H90ZM121 143H124V142H121ZM130 143H134V142H132V140H131V142ZM150 143V142H149ZM164 143V142H163ZM186 143V142H185ZM187 143H188V141H187ZM190 143V142H189ZM9 144H11V143H9ZM50 144H51V142H50ZM59 144V143H58ZM61 144V143H60ZM59 144V145H60ZM63 144V143H62ZM65 144H63L62 146L64 147V149H65ZM144 144H146V143H144ZM158 144V143H157ZM162 144V143H161ZM182 144V143H181ZM184 144V143H183ZM182 144V145H183ZM6 145V144H5ZM30 145H31V143H30ZM49 145V144H48ZM51 145H53V142H52V144ZM99 145V144H98ZM128 145V144H127ZM132 145V144H131ZM147 145H149V144H147ZM154 145V144H153ZM170 145V144H169ZM4 146V145H3ZM54 146V145H53ZM71 147L70 145H69V143H68V145L66 146V147ZM129 146H130V144H129ZM133 146V145H132ZM137 146V145H136ZM139 146V145H138ZM7 147V146H6ZM51 147V146H50ZM55 147H57V146H54V148ZM118 147H119V145H118ZM139 147H141V146H139ZM139 147H137V148H139ZM8 148V147H7ZM32 148V147H31ZM46 148L48 149V147L46 146ZM72 148V147H71ZM75 148V147H74ZM73 148V149H74ZM120 148V147H119ZM130 148V147H129ZM133 148V147H132ZM171 148V147H170ZM200 148V147H199ZM6 149V148H5ZM33 149V148H32ZM40 149H42V148H40ZM46 149V150H47ZM90 149V148H89ZM93 149V148H92ZM117 149V148H116ZM135 149V148H134ZM133 149V150H134ZM45 150V149H44ZM50 150H51V148H50ZM53 150V149H52ZM51 150V151H52ZM76 150V149H75ZM75 150H73V152L75 151ZM115 150V149H114ZM193 150V149H192ZM207 150V149H206ZM210 150V149H209ZM41 151V150H40ZM50 151V152H51ZM94 151V150H93ZM117 151V150H116ZM122 151V150H121ZM153 151V150H152ZM158 151V150H157ZM161 151H162V149H161ZM160 151V152H161ZM211 151V150H210ZM7 152V151H6ZM27 152V151H26ZM50 152H49V154H46V152H44L47 156H49L50 155ZM77 152H79V153H81L82 154V151L80 152L79 151V149H78V151ZM77 152H75V153H77ZM90 151H88V153H89ZM138 152V151H137ZM159 152V151H158ZM157 152V153H158ZM159 152V153H160ZM163 152H165V151H163ZM172 152V151H171ZM190 152V151H189ZM234 152V151H233ZM1 153V152H0ZM5 152H3V154H4ZM8 153H10V152H8ZM8 153H6V154H8ZM28 153V152H27ZM31 153V152H30ZM39 153V152H38ZM48 153V152H47ZM53 153V152H52ZM51 153V155H50V158H52L53 159V157H54V154H52ZM54 153H56L55 151H54ZM61 153H62V151H61ZM87 153V152H86ZM98 153V152H97ZM117 153V152H116ZM130 153V152H129ZM139 153V152H138ZM234 153H236V152H234ZM41 154V153H40ZM40 154H38V157L39 158H41V156H42V154L40 155ZM91 154H93V153H91ZM141 154V153H140ZM143 154V153H142ZM160 154H162V153H160ZM10 155V154H9ZM40 155V156H39ZM45 155V156H46ZM56 155V154H55ZM77 155H79L78 153H77ZM84 155H86L85 153H84ZM84 155H82L81 157L83 158V156ZM108 155V154H107ZM121 155V154H120ZM123 155V154H122ZM164 155V154H163ZM196 155V154H195ZM194 155V156H195ZM1 156V155H0ZM6 156V155H5ZM8 156V155H7ZM7 156L4 158V160H2V163H1V165H0V182H2L3 184L5 183L6 185H7V183L8 184H11L10 183V180H9V178L7 177V172H8V170L9 169H11V168H9V164L11 163V160L10 159H13V157L14 156H12V154H11V156H8V157H11V158H8L7 159ZM18 156V155H17ZM44 156V155H43ZM42 156V157H43ZM53 156V157H52ZM57 156V158H60L59 157V155H56ZM88 156V155H87ZM124 156V155H123ZM192 156V155H191ZM199 156V155H198ZM208 156V155H207ZM4 157V156H3ZM37 157V158H38ZM64 157V156H63ZM70 157V156H69ZM161 157V156H160ZM177 157V156H176ZM201 157V156H200ZM38 158V159H39ZM45 158V157H44ZM44 158H43V161H44ZM55 158V157H54ZM98 158V157H97ZM128 158H130L129 156H128ZM132 158V157H131ZM169 158V157H168ZM205 158V157H204ZM3 159V158H2ZM19 160H21V161H25L26 163L27 162H31V163H36V159H35V156L34 155H26L25 157H23L22 159H20V158H18ZM48 159H49V157H48ZM51 159V160H52ZM68 161H69V159L68 158H66ZM71 159V158H70ZM84 159V158H83ZM86 159V158H85ZM89 159V158H88ZM94 159V158H93ZM100 159V158H99ZM98 159V160H99ZM150 159H151V157H150ZM161 160L162 159V157L161 158H158V160ZM187 159V158H186ZM185 159V160H186ZM1 160V159H0ZM40 160V159H39ZM50 160V162H52ZM61 160V159H60ZM66 160V161H67ZM82 160V159H81ZM97 160V161H98ZM125 160H127L126 159V157H125ZM164 160H166V159H163V161L162 162H164ZM169 160V159H168ZM168 160H166V162H169ZM177 160V159H176ZM184 160V159H183ZM190 160V159H189ZM208 160V159H207ZM259 160V159H258ZM12 161H15V160H12ZM18 161V160H17ZM40 161H42V160H40ZM54 162H57V161H55V160H53ZM65 161V163H68V162H66ZM73 161V160H72ZM75 161V160H74ZM83 161V160H82ZM89 161H90V159H89ZM128 161V160H127ZM139 161V160H138ZM160 161V162H161ZM178 161V160H177ZM176 161V162H177ZM179 161H182V160H180L179 159ZM188 161V160H187ZM203 161V160H202ZM45 162V161H44ZM86 162H88L87 161V159L86 160H84V162L83 163H86ZM153 162H155V161H153ZM153 162H152V164H153ZM170 162H173V161H170ZM170 162H169V164H170ZM213 162H214V160H213ZM257 162V161H256ZM255 162V163H256ZM260 162H261V159H260ZM23 163V162H22ZM48 163V162H47ZM58 163H61V161L60 162H57V165H59ZM70 163V162H69ZM80 163V160L78 161V164ZM82 162H81V164H83ZM89 163V162H88ZM92 163V161L90 162V164ZM104 163V162H103ZM156 163L157 164H159V165H162V163H158L157 161H156ZM16 164V163H15ZM15 164H13L12 163V165H15ZM18 164V163H17ZM19 164H21L20 162H19ZM41 164H42V162H39L38 163V166H40L41 167ZM51 164V163H50ZM56 164V163H55ZM63 164V163H62ZM61 164V166H63ZM73 164V163H72ZM81 164H79L80 166H81ZM93 164V163H92ZM98 164V163H97ZM102 163L100 162V165H101ZM142 164V163H141ZM140 164V165H141ZM152 164H149L148 166L151 168L152 166ZM155 164V163H154ZM168 164V165H169ZM214 164V163H213ZM258 164H259V161H258ZM34 165V164H33ZM43 165V164H42ZM52 165V164H51ZM56 165V166H57ZM85 165H87V163L85 164ZM85 165H83V166H85ZM140 165L138 164V167H140ZM143 165V164H142ZM141 165V166H142ZM164 165V164H163ZM16 166V165H15ZM29 166V165H28ZM37 165H36V167H38ZM54 166V165H53ZM52 166V167H53ZM60 166V167H61ZM65 166V165H64ZM63 166V167H64ZM70 166H72V165H70ZM80 166H78L80 169H81V171H83L82 170V168L80 167ZM130 166V165H129ZM145 166V165H144ZM175 166H176V164H175ZM261 166V165H260ZM12 167V166H11ZM17 167V166H16ZM26 167V166H25ZM34 167V169L36 168L35 166H33ZM55 167V166H54ZM63 167L62 168H60V170L61 169H63ZM104 167V166H103ZM125 167V166H124ZM149 167H148V170H146V172H149L150 171V169H149ZM165 168H168V167H166V165L164 166ZM163 167V168H164ZM170 167V166H169ZM219 167V166H218ZM234 167V166H233ZM65 168H68V166H66V167H64V170H63V172L65 171V173L66 172H70V171H67V169H65ZM73 168V167H72ZM95 168V167H94ZM97 168V167H96ZM144 168V167H143ZM156 168V167H155ZM158 168V167H157ZM162 168V167H161ZM162 168V169H163ZM254 168V167H253ZM16 169L17 168H14L13 167V170H15V172H16ZM40 169V168H39ZM38 169V170H39ZM59 169V168H58ZM57 169V170H58ZM91 169H93V168H90V170H84V171H86L87 173L90 171L91 173H92V171H91ZM98 169V168H97ZM96 169V170H97ZM127 169V168H126ZM135 169H137V167L136 168H134V170L133 171H135ZM172 169V168H171ZM249 169V168H248ZM12 170V169H11ZM28 170V169H27ZM56 170V171H57ZM60 170H59V172H60ZM69 170V169H68ZM73 170H74V168H73ZM76 170V169H75ZM95 170V169H94ZM103 170H104V168H103ZM108 170V169H107ZM128 170H129V168H128ZM143 171H144V169H142ZM155 170V169H154ZM154 170H153V172L152 173H154ZM160 170V169H159ZM10 171V170H9ZM29 171H31V170H29ZM76 171H78V170H76ZM98 171H100V170H98ZM97 171V172H98ZM106 171V170H105ZM104 171V172H105ZM117 171V170H116ZM129 171H131L132 172V169L130 168V170ZM142 171V172H143ZM152 171V170H151ZM11 172V171H10ZM58 172V171H57ZM61 173V174H63L64 175V173ZM95 172V171H94ZM96 172V173H97ZM103 172V173H104ZM141 172V171H140ZM145 172V171H144ZM160 172H161V170H160ZM234 172V171H233ZM12 173H14V172H12ZM11 173V174H12ZM95 173V174H96ZM107 173V172H106ZM109 173V172H108ZM129 173V172H128ZM151 173V174H152ZM189 173V172H188ZM9 175L11 178H12V175ZM70 174V173H69ZM68 174V175H69ZM85 174V173H84ZM99 174V173H98ZM102 174V172H100V174L99 175H101ZM138 174V173H137ZM142 173H139V175H141ZM244 174V173H243ZM19 175H20V170H18V172L17 173H15V176L18 178L19 177ZM29 175H31V174H29ZM70 175H73V174H70ZM92 175V174H91ZM107 175H109V174H107ZM113 175V174H112ZM129 175H131V174H128V176ZM138 175V177L136 178V179H139L141 176H139ZM146 175V174H145ZM154 175V174H153ZM24 176V175H23ZM37 176V175H36ZM35 176V178H34V181H35V179L37 178ZM88 176H90V175H88ZM110 176V175H109ZM128 176H127V178H128ZM162 176H163V174H162ZM25 177H27V175L25 176ZM29 177V176H28ZM54 170L53 169H51L50 167H48L45 163H44V165L41 167V177H38V184H37V188H35V192L38 190L39 191V193L41 194V196H43V201L42 202H38V206H41L42 207V205H43V202H44V200H45V198H47V197H49V196H51V195H53L52 194V191L50 190L51 189V187H52V184H54V183H52V182H55L54 180L56 179H54ZM56 177H58V176H56ZM74 177H78V176H73V178ZM103 177V176H102ZM102 177H99V178H102ZM132 177V176H131ZM134 177H135V173H134ZM254 177V176H253ZM15 179V180H17L15 183H16V185L19 183V181H18V179ZM20 178V177H19ZM22 179H20V180H23V177H21ZM30 178V177H29ZM32 178V177H31ZM79 178V177H78ZM77 178V179H78ZM91 178H93V179H89L90 181L91 180H93V181H97V179L96 180H94V177H91ZM104 178V177H103ZM112 178V177H111ZM149 178V177H148ZM150 178H151V175H150ZM150 178H149V181H150ZM160 178V177H159ZM26 179V178H25ZM28 179V178H27ZM58 179V178H57ZM59 179H60V177H59ZM63 179H64V177H63ZM67 179H68V177H67ZM117 179V178H116ZM121 179V178H120ZM133 179V178H132ZM140 179H142V178H140ZM33 180V179H32ZM109 180V179H108ZM153 180H154V178H153ZM57 181V180H56ZM68 181V180H67ZM75 181H78V180H75ZM75 181H71V182H75ZM106 181V180H105ZM126 181V180H125ZM148 181V180H147ZM146 181V182H147ZM171 181V180H170ZM28 182V181H27ZM104 182V181H103ZM131 182L133 183L134 181H132L131 180ZM141 182H143L144 183V181H141ZM151 182H152V180H151ZM153 182H155V180L153 181ZM199 182V181H198ZM264 182V181H263ZM13 183V182H12ZM21 183V182H20ZM24 183H26V181H24ZM36 183V182H35ZM108 183V182H107ZM169 183V182H168ZM258 183V182H257ZM21 184H23V183H21ZM28 184V183H27ZM31 183H29V185H30ZM57 184V182L55 183V185ZM63 184V183H62ZM73 184V183H72ZM121 184V183H120ZM119 184V185H120ZM128 184V183H127ZM131 184V183H130ZM135 185H136V181H135V183H134ZM134 184H132V185H134ZM149 184H150V182H149ZM169 184H173V183H169ZM169 184L166 186V187H168L169 186ZM247 184V183H246ZM264 184V183H263ZM15 185V186H16ZM32 185V184H31ZM30 185V186H31ZM61 185V184H60ZM68 186L70 185L69 184V181H68V184H67ZM105 185V184H104ZM118 185V186H119ZM124 185H126V184H124ZM123 185V186H124ZM137 185H142L140 182H138V184ZM8 186V185H7ZM30 186H28V188L30 187ZM35 186H36V184H35ZM57 186H59V185H57ZM65 186H66V184H65ZM73 186L74 185H70L69 187H72L73 188ZM128 186V185H127ZM144 186H146V185H144ZM256 186V185H255ZM258 186H260V185H258ZM6 187V186H5ZM11 187V186H10ZM13 187H14V185H13ZM18 187V186H17ZM22 187L24 188L25 186L24 185H22ZM32 187V186H31ZM31 187H30V190H31ZM53 187H55L56 188V186H54L53 185ZM104 187V186H103ZM110 187V186H109ZM122 187V186H121ZM132 186H130V188H131ZM7 188V187H6ZM19 188H21L20 186H19ZM27 187H25V191L28 189ZM71 188V189H72ZM88 188V187H87ZM98 188H99V186H98ZM105 188V187H104ZM110 188H113V187H110ZM120 188V187H119ZM124 188V187H123ZM126 188V187H125ZM129 187H128V189H130ZM136 187L135 186H133L132 188H131V190L134 192L135 190H136V192H137V189H135ZM152 188V187H151ZM260 189H261V187H259ZM14 189V188H13ZM17 189V188H16ZM16 189H14V190H16ZM37 189V190H36ZM58 189H59V187H58ZM86 189V188H85ZM109 189V188H108ZM114 189V188H113ZM112 189V190H113ZM169 189V188H168ZM10 191H11V189H9ZM21 190V189H20ZM55 190V189H54ZM73 190V189H72ZM127 190V189H126ZM153 190V189H152ZM22 191V193H23V191L24 190H21ZM58 191V190H57ZM81 191H82V188H81ZM106 191V190H105ZM109 191V190H108ZM115 191V190H114ZM128 191H130V190H128ZM128 191H126V192H128ZM132 191H131V193H132ZM140 191V190H139ZM139 191H138V193H139ZM170 191V190H169ZM256 191H258V189L256 190ZM261 191H264V189L263 190H261ZM59 192V191H58ZM73 192V191H72ZM83 192V191H82ZM116 192V191H115ZM118 192V191H117ZM116 192V193H117ZM168 192V191H167ZM29 193V192H28ZM34 193V192H33ZM89 193V192H88ZM95 193V195L96 196H100V195H98V193H96V192H94ZM106 194H108L107 192H105ZM112 195L113 194H115V193H112V192H110ZM109 193V194H110ZM119 193V192H118ZM120 193H122V194H124L123 193V191H121ZM257 193V192H256ZM260 193V192H259ZM25 194H27V193H25ZM37 194V193H36ZM56 194V193H55ZM90 194V193H89ZM103 194V193H102ZM101 194V195H102ZM111 194H110V196H111ZM122 194H121V197H119L120 199L121 198H123L124 197V195L122 196ZM140 194V193H139ZM24 195V194H23ZM35 195V194H34ZM87 196H88V194H86ZM90 195H93V194H90ZM94 195V196H95ZM120 195V194H119ZM126 195V194H125ZM129 195V194H128ZM128 195H126L125 197H127V199H128ZM131 196H133L134 194H130ZM135 195H137V193H135ZM31 196V195H30ZM39 196L40 195H38V197L37 198H39ZM80 196V195H79ZM105 196V195H104ZM109 196V197H110ZM118 195H116V197H117ZM131 196L129 197L132 201H135L134 199H136V196H135V198H131ZM155 195H153V197H154ZM112 197V196H111ZM114 197V196H113ZM141 199H140V198ZM139 197L137 196V199L136 200H138V198H139V200H142L144 197H141L140 195H139ZM158 197V196H157ZM177 197V196H176ZM180 197V196H179ZM178 197V198H179ZM264 197V196H263ZM17 198V197H16ZM15 198V199H16ZM27 198V197H26ZM42 198V197H41ZM106 198H107V196H106ZM152 198V197H151ZM151 198H150V200H151ZM168 198V197H167ZM178 198H176L177 200H178ZM34 198L32 197V200H33ZM48 199V198H47ZM57 199V198H56ZM124 199V198H123ZM126 199V198H125ZM130 199H128L129 201H130ZM146 199V198H145ZM144 199V200H145ZM165 199V198H164ZM104 200V199H103ZM107 200V199H106ZM105 200V201H106ZM111 199H109V201H110ZM114 200V199H113ZM127 200V201H128ZM138 200V201H139ZM148 200H149V197H148ZM157 200V198H155V201ZM159 201H160V199H158ZM158 200H157V202H158ZM14 201V200H13ZM23 201V200H22ZM37 201V200H36ZM93 201H96V200H93ZM101 201H102V198H101ZM117 201V200H116ZM115 201V202H116ZM124 201H126V200H124ZM131 201V202H132ZM147 201V200H146ZM164 201V200H163ZM162 201V202H163ZM174 201V200H173ZM180 201V200H179ZM184 201V200H183ZM186 201V203L187 202H189L190 200H185ZM185 201H184V203H183V206L185 205V207H180L179 208V210H177V208L175 209V210H177L180 214V216H178V215H176L177 216V218L179 217V219H177V218H175V215H174V217L171 215V214H169V215H171V216H169V215H167L169 218H171V219H174V220H171V221H169L165 216V220L163 219V216H161L160 218H162L165 222H167V220L169 221V222H167V223H165V222H163V221H161V219L159 218V214L156 216L154 213H152L151 211H148V210H146V209H144L145 207L144 206H146V205H144V204H142V205H140V203L139 204H137L136 203V201H135V203L134 202H132V204L134 203V204H137V206H142V207H144V208H141V209H139L138 207H135L134 206V208L136 209L135 211H136V213L134 214V212L131 214V216L133 215V217H135V218H133V219H136V218H138L140 221H142V224H144V227L142 228V229H144V230H94V233L96 234V242L95 243H93L91 246L83 239V238H80V236L78 235V233H77V230H57L58 229V226H59V219L58 218H49L48 216H46L45 214H43L44 212H38L36 215H34L35 216V220L34 219H32V217L31 218H29V220H33L32 221V223L30 222H27V223H25L24 221H22V220H18V221H16V219H15V221L13 220L12 221V223L11 224H9L10 226H14V228H15V230H13L12 229V231H10V230H8L7 231V229H5L6 228V226L2 223V224H0V237H1V235H4V234H8V236L10 237H7V240H9V241H11L13 238L14 239H16L17 240V246H19V247H21V248H24V249H26L28 252H29V254H30V256H31V259H29L30 257L28 256V259H29V261L31 262L32 261V263L31 264H206V263H203V262H201V261H198V259L196 258L197 256H196V251L197 250H199V249H201V243L203 242V238H201L200 236V238L197 236V235H199V234H197V235H193V237H195V238H191V239H188L190 236H192L191 234L192 233H190L191 232V229H192V227H190V228H188V224L190 223L189 221H190V219H189V217H190V214H189V211H190V206L189 205H191L190 203L188 204V205H186V203H185ZM85 202V201H84ZM83 202V203H84ZM107 202V201H106ZM111 202H113V201H111ZM118 202H120V201H118ZM118 202H117V204H118ZM141 202H143V201H141ZM148 202V201H147ZM152 202H154V199L152 200ZM151 202V203H152ZM5 203V202H4ZM11 203H13V202H11ZM18 203H20V202H18ZM30 203V202H29ZM82 203V202H81ZM101 203H103V202H101ZM100 203V204H101ZM124 203V202H123ZM130 203V202H129ZM129 203H128V205H129ZM155 203V202H154ZM171 203V202H170ZM181 203V202H180ZM25 204V203H24ZM69 204V203H68ZM93 204V203H92ZM98 204V203H97ZM100 204H99V206H100ZM104 204V203H103ZM109 204H113V203H109ZM122 204V203H121ZM126 204V203H125ZM145 204H148L149 205V203H145ZM158 204V203H157ZM175 204H177V202L175 203ZM178 204H179V202H178ZM177 204V205H178ZM261 204V203H260ZM56 205H59V204H56ZM71 205V204H70ZM75 205V204H74ZM116 204H113V206H115ZM123 205V204H122ZM144 205V206H143ZM156 205V204H155ZM172 205H173V202H172ZM171 205V206H172ZM4 206V205H3ZM11 206V205H10ZM23 206H26V205H23ZM23 206H20V207H22V209H26V208H23ZM44 206V205H43ZM53 206V205H52ZM76 206V205H75ZM118 206H120V207H122L121 205H118ZM117 206V207H118ZM125 206V205H124ZM133 206V205H132ZM169 206V205H168ZM170 206V207H171ZM182 206V205H181ZM263 206V205H262ZM1 207V206H0ZM32 207H33V205H32ZM35 207V206H34ZM49 207V206H48ZM54 207V206H53ZM70 207V206H69ZM91 207V206H90ZM89 207V208H90ZM94 207V206H93ZM108 207H110V206H108ZM116 207V206H115ZM114 207V208H115ZM126 207V210H127V208L128 207H130V205L129 206H125ZM150 207V206H149ZM174 207V206H173ZM172 207V208H173ZM176 207V206H175ZM192 208H193V206H191ZM195 207V206H194ZM28 208H30V207H28ZM88 208V209H89ZM112 208V207H111ZM133 208V207H132ZM131 208V209H132ZM133 208V209H134ZM258 208V207H257ZM2 209V208H1ZM0 209V210H1ZM7 209H9L8 207H7ZM42 209H47V207H43ZM72 209V208H71ZM85 209V208H84ZM118 209H119V207H118ZM121 209H123V208H120V210ZM129 209V208H128ZM131 209H129V210H131ZM132 209V210H133ZM169 209V208H168ZM173 209V210H174ZM196 209V208H195ZM11 209H9V211H10ZM59 210H62L61 208L59 209ZM76 210V209H75ZM81 210V209H80ZM114 210V209H113ZM167 210V209H166ZM193 210V209H192ZM4 210L2 209V211L1 212H3ZM8 211V210H7ZM12 212H13V210H11ZM21 211H24V210H21ZM35 211V210H34ZM40 211H41V209H40ZM158 211V210H157ZM162 211V210H161ZM161 211H158V212H161ZM170 211V210H169ZM169 211H167V212H169ZM11 212V214H9L10 216L13 214ZM19 212V211H18ZM18 212H16V210L14 211V214L15 213H18ZM46 212V211H45ZM56 212V211H55ZM165 212V213H164ZM164 212H162V214L164 215H166V211H164ZM199 212V211H198ZM203 212V211H202ZM7 213V212H6ZM63 213V212H62ZM111 213V212H110ZM169 213H174L173 211L171 212H169ZM192 213V212H191ZM27 214V213H26ZM35 214V213H34ZM67 214V213H66ZM76 214V213H75ZM97 214V213H96ZM123 214V213H122ZM125 215H127L126 213H124ZM124 214H123V216H124ZM129 214H130V212H129ZM168 214V213H167ZM178 214V213H177ZM259 214V213H258ZM6 215V214H5ZM8 214H7V216H9ZM18 215V214H17ZM21 215V214H20ZM24 215V214H23ZM52 215H56V213H53L52 212ZM81 215V214H80ZM91 215H92V213H91ZM118 215H121V214H118ZM203 215H204V213H203ZM62 216H64V215H62ZM67 216V215H66ZM68 216H69V214H68ZM102 216V215H101ZM100 216V217H101ZM200 216V215H199ZM263 216V215H262ZM13 217H15V215L13 216ZM28 217V216H27ZM78 217V216H77ZM125 217V216H124ZM127 217V216H126ZM130 217V216H129ZM128 217V218H129ZM205 217V216H204ZM8 218V217H7ZM12 218V217H11ZM34 218V217H33ZM69 218V217H68ZM70 218H72V216H70ZM69 218V219H70ZM79 218V217H78ZM86 218V217H85ZM88 218V217H87ZM190 218H194L193 216L192 217H190ZM68 219V220H69ZM80 219V218H79ZM79 219H74V218H72V221H71V223L73 222H77V221H79ZM124 219H126V218H124ZM123 219V220H124ZM10 220V219H9ZM24 220V219H23ZM26 220H27V218H26ZM28 220V221H29ZM71 220V219H70ZM80 220H82V219H80ZM87 220V219H86ZM121 220V219H120ZM138 220V222H140ZM6 221V218L3 220V222H5ZM64 221V220H63ZM82 221H84V220H82ZM100 221V220H99ZM113 221V220H112ZM117 221V220H116ZM129 221V220H128ZM137 221V220H136ZM70 222V221H69ZM172 222V223H171ZM250 222V221H249ZM72 223V224H73ZM82 223H84V222H81V224ZM258 223V222H257ZM79 224V223H78ZM77 224V225H78ZM92 224H94V223H91L90 225L92 226ZM135 224V223H134ZM140 224V223H139ZM138 224V225H139ZM146 224V225H145ZM200 224V223H199ZM254 224V223H253ZM99 225L100 226H104V227H107V228H109V227H115V228H119V226L118 225H115V224H112V223H104V222H101V223H99ZM190 225H192V224H190ZM203 225V224H202ZM201 225V226H202ZM211 225V224H210ZM84 226H86V225H84ZM98 226V225H97ZM206 226V225H205ZM204 226V227H205ZM81 227V226H80ZM79 227V228H80ZM196 227L197 226H195L194 228L196 229ZM199 225H198V229H199ZM203 227V226H202ZM224 227V226H223ZM67 228V227H66ZM70 228V227H69ZM94 228V227H93ZM96 229H97V227H95ZM94 228V229H95ZM102 228V227H101ZM152 228H155V230H152ZM201 228V227H200ZM5 229V230H4ZM10 229V228H9ZM72 229V228H71ZM84 229V228H83ZM147 229V230H146ZM190 229V230H189ZM198 229H196L197 230V232L199 231ZM206 229V228H205ZM229 229V228H228ZM249 229V228H248ZM212 230V229H211ZM204 231V230H203ZM224 231V230H223ZM250 231H252V230H249V232ZM196 232V233H197ZM210 232V231H209ZM248 232V233H249ZM207 233V232H206ZM247 233V232H246ZM247 233V234H248ZM259 233H261V232H259ZM213 234V233H212ZM225 234V233H224ZM245 234V233H244ZM250 235H251V233H249ZM249 234L247 235V236H249ZM93 235V234H92ZM201 235V234H200ZM202 235H204V233L202 232ZM254 235V234H253ZM5 236V235H4ZM83 236V235H82ZM85 236H86V234H85ZM205 236V235H204ZM206 236H208L207 234H206ZM261 236H263V234H261ZM6 237V236H5ZM4 237V238H5ZM93 237V236H92ZM245 237H246V235H245ZM253 237V236H252ZM256 237V236H255ZM254 237V238H255ZM259 237V236H258ZM4 238H0V242H2V241H4ZM9 238V239H8ZM12 238V239H11ZM206 238V237H205ZM263 238V237H262ZM13 239V240H14ZM94 239V238H93ZM211 239V238H210ZM256 239V238H255ZM207 241H208V239H207ZM6 241H4V243H5ZM92 242V241H91ZM209 242V241H208ZM3 243V244H4ZM9 243V242H8ZM247 243H248V240H247ZM255 243V242H254ZM7 244V243H6ZM215 244V243H214ZM256 244V243H255ZM14 244H12V246H13ZM205 245H206V243H205ZM252 245V244H251ZM250 245V246H251ZM262 245V244H261ZM15 246V245H14ZM216 246V245H215ZM243 248H241V249H244V251L245 252H247V247L245 246V244L242 242V245H241ZM200 247V248H199ZM210 247V246H209ZM253 247H256V246H253ZM9 248H10V245H9ZM203 248V247H202ZM260 248V247H259ZM259 248H258V250H259ZM1 249H2V247H1ZM5 249V248H4ZM207 249V248H206ZM239 249V248H238ZM261 249V248H260ZM14 250V249H13ZM19 251V250H18ZM23 249H22V252L21 253H23ZM27 251L25 252V254H27ZM201 251V250H200ZM204 251V250H203ZM208 251V250H207ZM210 251V250H209ZM240 251V250H239ZM243 250H241V252H242ZM255 251H257L256 250V248H255ZM254 251V252H255ZM2 251H0V253H1ZM6 252V251H5ZM198 252V251H197ZM3 253V252H2ZM13 253V252H12ZM18 253V252H17ZM210 253H211V251H210ZM209 253V254H210ZM263 253V252H262ZM19 254V253H18ZM29 254H27V255H29ZM200 254H202L201 252H200ZM243 254V253H242ZM13 255H14V253H13ZM240 255V254H239ZM21 256V255H20ZM26 256V255H25ZM202 256H203V254H202ZM206 255H204V257H205ZM208 256H210V255H208ZM242 256H244V255H242ZM261 256V255H260ZM9 257V256H8ZM13 257V256H12ZM25 258V257H24ZM27 258V257H26ZM192 258H193V260H192ZM202 258V257H201ZM239 258H240V256H239ZM259 258V255H258V253H255L254 255H252L251 257H249V258H247V260L245 261V263L244 264H253L254 262H256L257 261V259ZM11 259V258H10ZM17 259V258H16ZM208 259V258H207ZM4 260V259H3ZM19 260H21V261H25L26 260V262H27V259H23L22 260V258L21 259H19ZM211 260V259H210ZM214 260V259H213ZM13 261V260H12ZM21 261H18V262H21ZM28 261V262H29ZM191 261V262H190ZM215 261V260H214ZM239 262H240V259H239ZM2 263V262H1ZM215 263H217L216 261H215ZM260 264H264V261H261V262H259ZM258 263V264H259ZM21 264V263H20ZM23 264H25V262H23ZM28 264V263H27ZM210 264V263H209ZM257 264V263H256Z\"/></svg>",
	"mask_w": 264,
	"mask_h": 264
}]
</instances>
